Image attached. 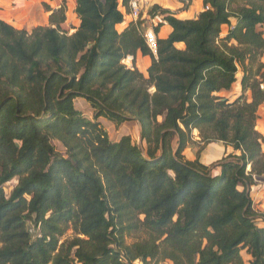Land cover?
<instances>
[{
	"label": "trees",
	"instance_id": "1",
	"mask_svg": "<svg viewBox=\"0 0 264 264\" xmlns=\"http://www.w3.org/2000/svg\"><path fill=\"white\" fill-rule=\"evenodd\" d=\"M202 2L208 10L189 20L149 8L171 28L157 58L141 21L116 30L118 0H75L80 23L69 36L63 7L30 33L0 21V264H264V214L249 192L264 178L263 66L253 73L264 0ZM137 52L151 58L146 76L122 64ZM238 82L239 96L222 95ZM101 118L137 123L139 143L111 139ZM216 142L232 152L201 164ZM190 145L193 161L183 155ZM135 234L144 238L126 244Z\"/></svg>",
	"mask_w": 264,
	"mask_h": 264
},
{
	"label": "crops",
	"instance_id": "2",
	"mask_svg": "<svg viewBox=\"0 0 264 264\" xmlns=\"http://www.w3.org/2000/svg\"><path fill=\"white\" fill-rule=\"evenodd\" d=\"M120 1L121 0H119L118 2ZM187 1H188L187 4L190 5H188L185 10L181 9L183 6L182 4L183 2L179 0H149L146 5V8L149 9L153 6H157L163 10H167L170 13L174 14V17L178 20H189L193 18L188 16L191 15L192 12H195L196 14L202 12L204 5L202 0H190V1L187 0ZM62 7L64 9L65 21L62 24H60V29L63 32L65 33L68 32L69 35H72L77 30L80 23L79 19L74 13L75 0H0V21L6 23L7 25L11 26L16 30H23L30 33L36 27H49L50 15L56 13ZM119 10L123 13L122 8H119ZM182 16H186V17H182ZM128 22L129 20H126L124 23L116 26V30L118 32H121ZM231 24L233 25L234 21H231ZM51 27L54 28L55 26H51ZM227 31H228V27L223 26L221 28V37L225 36L227 34ZM170 33H171V28L167 24H164L158 30L157 33L158 39H165ZM178 46L182 47V45L180 44ZM261 59L264 61V54ZM132 64L133 67H135L140 73L146 76V71L151 64V58L149 56H142L140 52H137L135 57L133 58ZM238 75L241 76V73L239 72ZM235 85L237 86L236 88L233 87L235 92L234 94L235 96L233 97V99H235L241 93L240 83L238 82ZM231 93H232L231 91L223 92L222 95L228 97L229 95H231ZM245 96H247V92L245 93ZM247 99H249L248 101H250V96ZM76 102L80 110H82L86 115H88V117H91V114L89 112L90 109L88 105L83 100H76ZM260 111L261 113H258V115L261 119L258 118L257 120L256 130L264 138V107H261ZM99 122L104 127V129L106 130V132L108 133L111 139H117L122 135H129L134 141L138 143L140 141L139 127L135 122H127L118 127L102 118L99 119ZM111 130L112 133H110ZM193 133L197 134L198 132L194 130ZM196 138H198V136ZM215 146H221V149L216 147V150L218 151H215L214 149ZM211 147L213 148L211 150H214L216 153L213 157H211V159L212 158H216V159H214L215 162H213L214 160H210V162H208L205 161L201 156L200 163L205 166L215 164L216 162L221 160L223 155L232 152V149L230 147H225L222 143L219 142L208 144L204 148L205 152H207ZM262 150L264 151V143L262 144ZM187 151H191V150L186 149L184 151L185 158L193 161L195 157H191L190 154H187ZM218 170L219 169H216L213 172L217 173ZM246 170L250 171V167L248 166ZM254 182H255L254 185L249 189L252 200V208L255 211L262 212L264 211V178L256 177L254 178Z\"/></svg>",
	"mask_w": 264,
	"mask_h": 264
},
{
	"label": "built area",
	"instance_id": "3",
	"mask_svg": "<svg viewBox=\"0 0 264 264\" xmlns=\"http://www.w3.org/2000/svg\"><path fill=\"white\" fill-rule=\"evenodd\" d=\"M119 1V0H118ZM149 0H129L127 3L126 9L122 7L121 1L119 2L118 8L123 9V15L124 19L129 20L130 22H133L134 24H137L141 21V27L143 28L142 32V39L150 53V55L153 58H157V49H158V36L155 32V28H157L159 25L160 27L166 24L164 21H162V17L160 16H154L153 18H148L147 11L149 9L146 8V5ZM185 3H188V1H184ZM208 10V7H203V11ZM196 18L198 14L196 13L193 15ZM145 27H143V26ZM159 27V29H160ZM133 57L127 56L122 60V64L128 68H133ZM259 89L264 92V83L261 81L259 82Z\"/></svg>",
	"mask_w": 264,
	"mask_h": 264
},
{
	"label": "rangeland",
	"instance_id": "4",
	"mask_svg": "<svg viewBox=\"0 0 264 264\" xmlns=\"http://www.w3.org/2000/svg\"><path fill=\"white\" fill-rule=\"evenodd\" d=\"M183 4V6H182V10H185L186 9V7L188 6V5H190V4H187V3H185V2H183L182 3ZM235 7V5H233L232 6V8H234ZM67 8V7H66ZM67 10V9H66ZM67 12V11H66ZM202 12H203V10H202ZM201 13V12H200ZM199 13V14H200ZM195 14V12H192V14L191 15H189L188 17H194V16H192V15H194ZM174 15V14H173ZM197 15V14H196ZM182 17H186V16H182ZM194 19V18H193ZM143 26V25H142ZM143 27H145V26H143ZM139 34L140 35H142V32H143V28L141 27V25L139 26ZM62 31V30H61ZM258 31H260V32H264V25H262V26H260V27H258ZM63 32V31H62ZM65 33V32H64ZM65 34H67L68 36H69V34H68V32H66ZM262 58V57H261ZM263 60L262 59H260V61L257 63V64H255L254 66H253V73H255L256 72V70H257V68H258V65H262L263 66V68L261 69V71H259V76L257 77V80H258V82H263L264 83V61L262 62ZM239 72L241 73V70L239 69ZM239 72H238V74H239ZM238 77H239V75H238ZM236 86L237 85H235V86H232V88H231V95H229L228 96V98H230V99H233V97L235 96L234 94H235V92H234V88L233 87H235L236 88ZM238 88V87H237ZM237 90V89H236ZM150 93H153V89L151 88L150 90ZM246 93V92H245ZM236 94H237V91H236ZM249 96L251 97V95H250V92L249 91H247V96H245V94H244V97L247 99V98H249ZM251 99V98H250ZM247 100H249V99H247ZM261 107H263V106H260L259 108H258V111H257V116H258V118L259 119H261L260 117H259V115H258V113H261V111H260V108ZM257 123V122H256ZM132 130V129H131ZM131 130H130V132H131ZM110 133H112V130L110 131ZM114 133V132H113ZM192 134H193V141H195V142H199L200 141V138L198 137V138H196L197 136H198V133L197 134H195V133H193L192 132ZM53 145L56 147V149H58L59 151H61V148H60V145H58L56 142H54L53 143ZM216 147L217 148H219V149H221V146H215V151H218V150H216ZM186 149H189V150H191V151H187V154H190V156L191 157H195V159H196V152H197V150H198V145H194V146H188ZM185 149V150H186ZM211 149H213L212 147L211 148H209V150L207 151V152H205V150L203 151H201L200 152V154H199V162H200V157L202 156L203 157V159L205 160V161H208V162H210V160H214V159H216V158H212L211 159V157H213L216 153H215V151L214 150H211ZM184 150V151H185ZM225 154V153H224ZM183 155H184V152H183ZM220 155V154H219ZM226 156V154L225 155H223V157L222 158H224ZM185 157V156H184ZM205 157H206V159H205ZM221 158V159H222ZM187 159V158H186ZM194 159V160H195ZM188 160V159H187ZM189 161H191V160H189ZM213 162H215V160L213 161ZM217 163V162H216ZM248 168V167H247ZM246 171H248V170H246ZM15 185V182H11V183H9V184H7V185H5L4 186V191H5V193H9L11 190H12V187ZM260 210V209H259ZM261 211V210H260ZM259 212V211H258ZM260 213H263L264 214V211H262V212H260ZM74 237V233L71 231V230H68L66 233H65V235L60 239V242L62 243V242H64V241H67V240H71L72 238ZM144 237H143V234L141 235V234H135L134 235V237L132 238V239H130V238H127L126 239V244H131L132 242H135V241H138V240H140V239H143ZM241 255H242V258H243V261L244 262H247L248 261V258L246 257V255H245V253L244 252H242L241 253ZM135 264H139V263H135ZM162 264H171V263H169V262H164V263H162Z\"/></svg>",
	"mask_w": 264,
	"mask_h": 264
}]
</instances>
